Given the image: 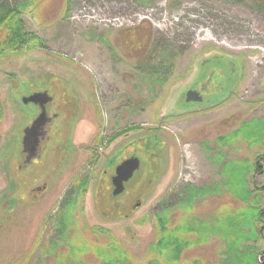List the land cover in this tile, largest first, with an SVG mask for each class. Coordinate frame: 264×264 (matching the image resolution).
<instances>
[{"label": "rangeland", "instance_id": "rangeland-1", "mask_svg": "<svg viewBox=\"0 0 264 264\" xmlns=\"http://www.w3.org/2000/svg\"><path fill=\"white\" fill-rule=\"evenodd\" d=\"M23 17L41 43L0 57V264H78L57 256L64 245H51L59 201L83 174L87 183L79 188L69 230L73 243L101 246L110 231L143 262L152 255L154 213L172 204L168 192L193 184L200 187L193 209L182 205L181 214L204 237L190 234L195 241L168 264L264 260V231L239 245L222 235L246 205L228 190L223 164L259 160L263 166L248 176L255 181L249 188L264 187V139L216 142L242 121L264 119V0H39ZM154 66L163 70L150 72ZM24 67L51 78L13 85L7 73L20 75ZM49 83V108L63 115L49 125L40 158L24 167L20 138L32 116L25 120L28 112L21 114L11 95ZM188 87H197L203 100L185 101ZM130 124L126 136L101 137ZM129 156L139 166L114 193L115 167ZM260 194L262 200L264 189ZM77 258L99 264L91 252Z\"/></svg>", "mask_w": 264, "mask_h": 264}, {"label": "trees", "instance_id": "trees-1", "mask_svg": "<svg viewBox=\"0 0 264 264\" xmlns=\"http://www.w3.org/2000/svg\"><path fill=\"white\" fill-rule=\"evenodd\" d=\"M38 1L0 0V57L9 51L21 53L23 50L41 43L39 36L26 28L23 17L25 10L29 8L32 11ZM136 1L146 2L148 0ZM204 62L205 60L201 61V63ZM230 68L232 69V66ZM161 70H159L158 66L149 68V71L154 73H160ZM7 74L8 77L13 78L11 80L13 85L14 83L17 84L16 80L20 78H25L29 82H32V78L38 75L29 67L22 69L20 75L11 72ZM40 75L47 76L45 73ZM2 116L3 111L0 102V120ZM237 137L250 142H257L264 139V119L253 117L247 121H242L237 127L218 136L216 142L218 144L230 145L232 140ZM13 142H16L15 136ZM223 165V171L227 175L228 190L235 198L246 202V205L243 206L244 211H242L243 208L241 210H235V213L230 217L234 222L231 224L230 231L226 232L224 229L222 235L227 237L228 234L232 239L237 240L238 242H235L234 245H239L241 242L246 244L251 239H257V236H263L264 197L262 200L260 199V191L264 187L255 185L253 189L249 188L250 183L255 184V181L250 180V177L248 178L249 175L253 176L254 169L260 172L263 164L259 160H256L254 163H249L248 159H244V162L229 161L224 162ZM76 179V190H72V187L66 189L59 201L58 209L53 216V224L55 225V232L57 234L54 237L55 240L52 241L51 248L55 249L58 245H64V248L57 252V256H66L67 260L74 258L78 264H81V262H79L77 255L82 252H91L94 256L98 257L99 264H168L179 261L182 250L195 241L194 239L192 241L190 234L192 235L194 234L193 232L199 231H197V222L188 214H181V206L185 205L189 210H192L193 207L190 203L195 198L196 192L200 187L194 186L193 184H186L182 189L180 186L168 192L167 197H172V204L165 205L154 213L156 236L149 245L152 255L147 260L143 262L133 260L129 251L110 231H108L109 241L101 246L82 241L73 243V238L69 230L76 224L75 217H73L74 205L77 201V195L80 192L79 188L83 187L84 189L86 186L87 175ZM239 220L248 222L247 224H249L250 230L243 231L241 228L242 222L239 223ZM102 230L107 232L106 229ZM91 231L96 233L94 229ZM199 235L202 238L204 237L202 233H199ZM246 250H240L237 254L241 255ZM254 262L255 264H264V260L258 259L257 257L254 258Z\"/></svg>", "mask_w": 264, "mask_h": 264}, {"label": "flooded vegetation", "instance_id": "flooded-vegetation-1", "mask_svg": "<svg viewBox=\"0 0 264 264\" xmlns=\"http://www.w3.org/2000/svg\"><path fill=\"white\" fill-rule=\"evenodd\" d=\"M24 68H27V67H24ZM46 74V73H45ZM51 78V76H42V75H37L35 77H33V81L36 80L40 83H43L45 79H49ZM15 84V83H14ZM65 84V83H63ZM47 87H42V86H29L28 89L25 90V92L21 93V94H16V98L13 99L12 98V95H11V99H12V102L15 103V106L17 108L18 111H20V113L22 114V111H27L28 112V115H26V118L25 120L27 119V117H30V115L32 116V118L30 119V122L29 123H25L24 126H22V130L23 132L21 133V150L22 152L24 153V156H23V159H22V165L24 167L26 166H30L31 164V160L33 159H38L40 158L41 156V152H42V148H43V144L45 143V141L48 139V136H49V125L53 122V120L59 118L60 116L63 115L62 112H59L58 110H54V111H51L50 108H49V104L50 102H54V98L53 96L48 93V88L50 87V83L46 85ZM73 88V87H72ZM33 89V90H32ZM66 89V88H65ZM189 89H197V87H192V88H187L183 93H184V98H185V101L187 102H191L190 104H194L196 102H201V100H187L186 99V92L189 90ZM43 90H46L47 91V94L50 96L49 98H46V100H37L36 99H32L31 98V95L33 93H36V92H39V91H43ZM198 90V89H197ZM72 94H73V91H72ZM202 95V98H203V94ZM46 96V95H45ZM40 98H43L42 96H40ZM190 108H193V107H190ZM190 108H188L190 110ZM186 109V110H188ZM45 111L46 115L48 116V120L45 122L44 126H43V129L45 130V133L43 136H40V140H39V144H38V155L35 156V157H32L31 159H27V154L28 152L25 151L23 149V136H24V129L31 124L32 120L41 112V111ZM72 117L74 116H71L70 118V121L68 122L69 124L72 123L73 119ZM24 123V122H23ZM59 126V125H58ZM133 124H130L129 128L127 125H124L122 127H120L117 131L113 132L112 134L108 135L107 137L104 135V136H101V137H105L106 140H108L109 142L112 141L113 139H116V138H121L122 136H126L128 132L132 131L133 129ZM132 136V134H131ZM132 137H130L131 139ZM135 139V138H134ZM132 141V139H131ZM69 141L66 143V147H69ZM20 151V154L18 152V155H17V158L18 160H20V156H21V153ZM129 157H134V156H129ZM129 157H126V158H129ZM136 157V156H135ZM124 158V159H126ZM123 159V160H124ZM116 174V167H115V173L113 175ZM84 175V174H83ZM81 175V176H83ZM112 175V177H113ZM78 178V177H77ZM112 180V178H111ZM113 183V182H112Z\"/></svg>", "mask_w": 264, "mask_h": 264}, {"label": "water", "instance_id": "water-1", "mask_svg": "<svg viewBox=\"0 0 264 264\" xmlns=\"http://www.w3.org/2000/svg\"><path fill=\"white\" fill-rule=\"evenodd\" d=\"M231 66H233V62H231ZM40 96H42L43 98H40ZM49 97L50 96L47 94L46 90L39 91L31 95V98L36 99V101L39 99L46 100V98ZM186 99L201 100L202 96L201 94H199L197 89H189L186 92ZM47 120L48 116L43 110L32 120L31 124L24 129L23 149L28 152V160L38 155V144L40 136H43L45 133L43 126ZM138 166L139 159L135 156L124 159L116 166V174L112 177V182L114 184V193H117L124 188V180L128 179Z\"/></svg>", "mask_w": 264, "mask_h": 264}]
</instances>
